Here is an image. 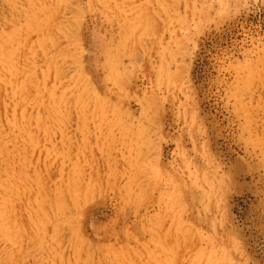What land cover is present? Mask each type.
<instances>
[{
	"label": "rangeland",
	"instance_id": "rangeland-1",
	"mask_svg": "<svg viewBox=\"0 0 264 264\" xmlns=\"http://www.w3.org/2000/svg\"><path fill=\"white\" fill-rule=\"evenodd\" d=\"M0 218V264H264V0H0Z\"/></svg>",
	"mask_w": 264,
	"mask_h": 264
},
{
	"label": "bare ground",
	"instance_id": "bare-ground-1",
	"mask_svg": "<svg viewBox=\"0 0 264 264\" xmlns=\"http://www.w3.org/2000/svg\"><path fill=\"white\" fill-rule=\"evenodd\" d=\"M113 63H114V60L113 59H110L109 60V65L111 66V65H113ZM131 68V67H130ZM120 70V69H119ZM123 72L121 71L120 72V74H122ZM120 84V83H119ZM1 219V218H0ZM3 226V224L1 225V227ZM12 226V225H11ZM2 231V230H1Z\"/></svg>",
	"mask_w": 264,
	"mask_h": 264
}]
</instances>
